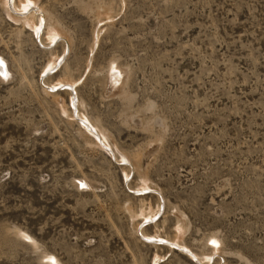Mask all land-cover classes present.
Returning a JSON list of instances; mask_svg holds the SVG:
<instances>
[{
	"label": "rangeland",
	"instance_id": "1",
	"mask_svg": "<svg viewBox=\"0 0 264 264\" xmlns=\"http://www.w3.org/2000/svg\"><path fill=\"white\" fill-rule=\"evenodd\" d=\"M31 1L0 0V264H264V0Z\"/></svg>",
	"mask_w": 264,
	"mask_h": 264
},
{
	"label": "bare ground",
	"instance_id": "2",
	"mask_svg": "<svg viewBox=\"0 0 264 264\" xmlns=\"http://www.w3.org/2000/svg\"><path fill=\"white\" fill-rule=\"evenodd\" d=\"M28 2H29V5L27 6V9H32V13H38L37 12V9L36 10H34V5L32 4V1L31 0H27ZM9 2H11V0H7V3H9ZM40 13V12H39ZM42 24V23H41ZM40 28H41V26H39V27H37V28H35L36 29V34H37V36H38V34H39V30H40ZM56 42H53L52 43V45H54ZM59 62H61V60L59 61ZM58 64L59 63H54L53 65H52V70L53 69H55L57 66H58ZM45 76V74L44 75H42L41 76V79H43V77ZM71 84V83H70ZM70 84H68V83H60V84H58L57 86H55V87H46L48 90L50 89V90H52V89H58V88H62V87H66V88H68V89H71V85ZM43 87H44V85H43ZM47 90V91H48ZM72 91V90H71ZM74 99V98H73ZM73 101V100H72ZM71 101V104H72V106H75L74 105V103ZM76 109V108H75ZM74 111V110H73ZM77 112V111H76ZM77 117V116H76ZM80 117V116H79ZM79 121L82 123V125H84V127H86L93 135H95L96 136V138H97V141H98V143H100L101 144V141L99 140V138H100V136H99V138H98V136L96 135V133L95 132H93L92 130H91V128H88V125L87 124H85V122H83L82 120H81V117L79 118ZM88 123V122H87ZM89 124V123H88ZM102 140V139H101ZM141 229H139V227H138V232L140 231ZM139 234V233H138Z\"/></svg>",
	"mask_w": 264,
	"mask_h": 264
}]
</instances>
